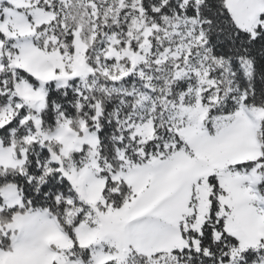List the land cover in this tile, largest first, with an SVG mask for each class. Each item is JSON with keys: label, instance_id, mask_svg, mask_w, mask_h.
Returning <instances> with one entry per match:
<instances>
[{"label": "snow or ice", "instance_id": "obj_1", "mask_svg": "<svg viewBox=\"0 0 264 264\" xmlns=\"http://www.w3.org/2000/svg\"><path fill=\"white\" fill-rule=\"evenodd\" d=\"M0 264H264V0H0Z\"/></svg>", "mask_w": 264, "mask_h": 264}]
</instances>
